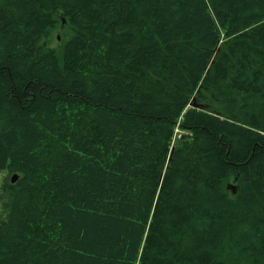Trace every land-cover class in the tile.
<instances>
[{"label": "trees", "instance_id": "trees-1", "mask_svg": "<svg viewBox=\"0 0 264 264\" xmlns=\"http://www.w3.org/2000/svg\"><path fill=\"white\" fill-rule=\"evenodd\" d=\"M0 264H264V0H0Z\"/></svg>", "mask_w": 264, "mask_h": 264}, {"label": "rangeland", "instance_id": "rangeland-1", "mask_svg": "<svg viewBox=\"0 0 264 264\" xmlns=\"http://www.w3.org/2000/svg\"><path fill=\"white\" fill-rule=\"evenodd\" d=\"M58 37V39H57ZM70 37V29L67 27L65 24H62L58 26L55 32L50 36L48 43L49 46L58 50L64 42L67 40V38ZM196 105L194 101H192L191 106ZM203 105H197L196 108L203 110L204 106Z\"/></svg>", "mask_w": 264, "mask_h": 264}, {"label": "water", "instance_id": "water-1", "mask_svg": "<svg viewBox=\"0 0 264 264\" xmlns=\"http://www.w3.org/2000/svg\"><path fill=\"white\" fill-rule=\"evenodd\" d=\"M192 107H196V105H192ZM16 180H17V176L14 175L13 176V179H11V182L14 183Z\"/></svg>", "mask_w": 264, "mask_h": 264}, {"label": "bare ground", "instance_id": "bare-ground-1", "mask_svg": "<svg viewBox=\"0 0 264 264\" xmlns=\"http://www.w3.org/2000/svg\"><path fill=\"white\" fill-rule=\"evenodd\" d=\"M63 23V22H62ZM57 39H58V37H57ZM14 176V175H13ZM17 176V175H16ZM11 179H13V177L11 176ZM11 179H10V182H11ZM12 183V182H11Z\"/></svg>", "mask_w": 264, "mask_h": 264}]
</instances>
